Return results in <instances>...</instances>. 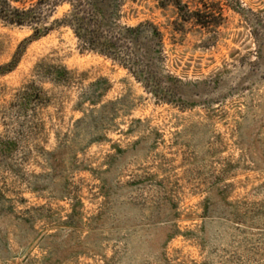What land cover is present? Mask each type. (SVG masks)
Listing matches in <instances>:
<instances>
[{
  "label": "rangeland",
  "instance_id": "rangeland-1",
  "mask_svg": "<svg viewBox=\"0 0 264 264\" xmlns=\"http://www.w3.org/2000/svg\"><path fill=\"white\" fill-rule=\"evenodd\" d=\"M76 2L0 19V264H264V0H122L128 65ZM147 21L161 45L121 37Z\"/></svg>",
  "mask_w": 264,
  "mask_h": 264
},
{
  "label": "trees",
  "instance_id": "trees-1",
  "mask_svg": "<svg viewBox=\"0 0 264 264\" xmlns=\"http://www.w3.org/2000/svg\"><path fill=\"white\" fill-rule=\"evenodd\" d=\"M14 1L23 2L24 0ZM63 1L65 0H38L29 8H21L13 6L11 0H0V19L7 24L31 26L34 29V34L30 38H37L50 31V27L43 26V20L52 7ZM171 2L172 0H161L160 5L166 8ZM121 4L122 0H77L73 9L58 22L71 27L85 49L118 59L122 64L128 65V63L123 62L126 60L121 58V51H127V46L122 44L121 40L123 38H120L115 33L114 28L112 29L107 22L108 19L113 20L115 23L118 22L116 15ZM177 5H181V2ZM208 13V10L199 9L192 12L188 11V16L194 18L195 22L200 21L204 26H208L210 21L201 20L206 19ZM184 16L188 17L187 13H184ZM184 20H187V18H184ZM119 27L122 30L121 37L131 39L133 42H137L142 35H147L151 40H156L157 44H162V33L153 22L147 21L135 26L125 25ZM17 62L18 56L12 62L3 66L2 71L12 70Z\"/></svg>",
  "mask_w": 264,
  "mask_h": 264
}]
</instances>
